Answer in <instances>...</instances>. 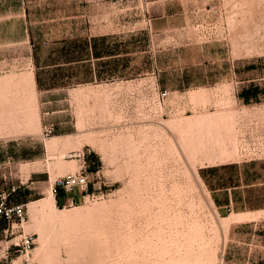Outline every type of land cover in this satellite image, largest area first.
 Instances as JSON below:
<instances>
[{
    "label": "rangeland",
    "instance_id": "obj_1",
    "mask_svg": "<svg viewBox=\"0 0 264 264\" xmlns=\"http://www.w3.org/2000/svg\"><path fill=\"white\" fill-rule=\"evenodd\" d=\"M0 179V264H264V0H0Z\"/></svg>",
    "mask_w": 264,
    "mask_h": 264
},
{
    "label": "built area",
    "instance_id": "obj_2",
    "mask_svg": "<svg viewBox=\"0 0 264 264\" xmlns=\"http://www.w3.org/2000/svg\"><path fill=\"white\" fill-rule=\"evenodd\" d=\"M169 91L167 89L158 90V96L165 98L168 96ZM88 175L86 169H83L77 173H69L64 177L57 178L55 185L63 187L65 190H70L74 186L85 187L88 183ZM55 189V188H54ZM24 216V203L11 202L7 200L6 193L0 192V217L4 218L7 222V226L3 229L7 230L9 223L17 219H22ZM22 245L26 248L30 246L29 238H26Z\"/></svg>",
    "mask_w": 264,
    "mask_h": 264
},
{
    "label": "crops",
    "instance_id": "obj_3",
    "mask_svg": "<svg viewBox=\"0 0 264 264\" xmlns=\"http://www.w3.org/2000/svg\"><path fill=\"white\" fill-rule=\"evenodd\" d=\"M2 175H3V177H5L4 174H2ZM4 183L6 184V180L3 181V180L0 179V190H2L4 186H6V185L3 186ZM7 188H9V187L6 186L5 189H7ZM230 188H231V187H227V186H223V187H221V188H216V189H224V190H225V191L223 192V196H222V197H221V196H217V197L215 196V198L218 200V205H219V206H228V205L233 204L234 200H233V196H232V193H231ZM216 189H214V190H216ZM61 198H64V196H61ZM227 198H228V199H227ZM214 202H215V201H214ZM227 202H229V203H227ZM215 203H216V202H215ZM0 220H1L2 222H4L1 218H0ZM0 230L3 231L2 228H1Z\"/></svg>",
    "mask_w": 264,
    "mask_h": 264
},
{
    "label": "trees",
    "instance_id": "obj_4",
    "mask_svg": "<svg viewBox=\"0 0 264 264\" xmlns=\"http://www.w3.org/2000/svg\"><path fill=\"white\" fill-rule=\"evenodd\" d=\"M95 159H97L96 157H94ZM95 161V160H94ZM57 188H58V185H55V191L57 190ZM11 194H12V192H9L8 193V197H10L11 196ZM63 195V194H62ZM57 197L56 198H58L59 196H58V194L56 195ZM232 196H233V200L235 201L236 199H235V196L232 194ZM7 198V197H6ZM228 199V198H227ZM8 200V199H7ZM16 202H19V200H16V199H14ZM214 201L216 202V204L218 205V200L216 199V198H214ZM227 203H229V202H227ZM4 227H6V226H4Z\"/></svg>",
    "mask_w": 264,
    "mask_h": 264
},
{
    "label": "bare ground",
    "instance_id": "obj_5",
    "mask_svg": "<svg viewBox=\"0 0 264 264\" xmlns=\"http://www.w3.org/2000/svg\"><path fill=\"white\" fill-rule=\"evenodd\" d=\"M51 189H52V186L50 187ZM47 205V204H46ZM53 206H54V204H53Z\"/></svg>",
    "mask_w": 264,
    "mask_h": 264
}]
</instances>
